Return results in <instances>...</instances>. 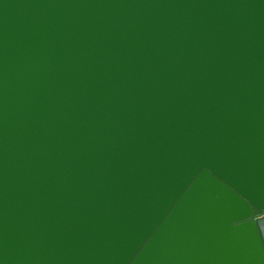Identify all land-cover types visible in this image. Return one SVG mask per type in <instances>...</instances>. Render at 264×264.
<instances>
[{"label":"water","instance_id":"water-1","mask_svg":"<svg viewBox=\"0 0 264 264\" xmlns=\"http://www.w3.org/2000/svg\"><path fill=\"white\" fill-rule=\"evenodd\" d=\"M0 264H264V0H0Z\"/></svg>","mask_w":264,"mask_h":264}]
</instances>
